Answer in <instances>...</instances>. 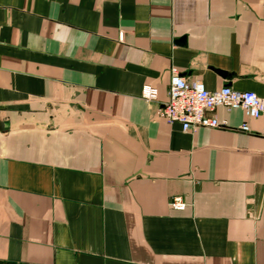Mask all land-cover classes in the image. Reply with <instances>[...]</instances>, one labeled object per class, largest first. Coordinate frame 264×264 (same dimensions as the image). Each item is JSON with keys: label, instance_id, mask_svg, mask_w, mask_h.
I'll use <instances>...</instances> for the list:
<instances>
[{"label": "crops", "instance_id": "crops-1", "mask_svg": "<svg viewBox=\"0 0 264 264\" xmlns=\"http://www.w3.org/2000/svg\"><path fill=\"white\" fill-rule=\"evenodd\" d=\"M174 70L264 100V0H0V264H264V115Z\"/></svg>", "mask_w": 264, "mask_h": 264}, {"label": "built area", "instance_id": "built-area-1", "mask_svg": "<svg viewBox=\"0 0 264 264\" xmlns=\"http://www.w3.org/2000/svg\"><path fill=\"white\" fill-rule=\"evenodd\" d=\"M147 101L156 99L158 91L148 86L144 89ZM219 108L228 110H243L250 118H260L264 115V100L251 91H237L230 86H223L216 91H209L201 82H190L174 70L168 102L161 110V117L168 123H178L186 132L196 129L225 128L215 111ZM242 131H249L247 124L241 126ZM172 205L176 209L185 207L180 197L174 198Z\"/></svg>", "mask_w": 264, "mask_h": 264}, {"label": "water", "instance_id": "water-1", "mask_svg": "<svg viewBox=\"0 0 264 264\" xmlns=\"http://www.w3.org/2000/svg\"><path fill=\"white\" fill-rule=\"evenodd\" d=\"M0 128H2V124L0 123Z\"/></svg>", "mask_w": 264, "mask_h": 264}]
</instances>
